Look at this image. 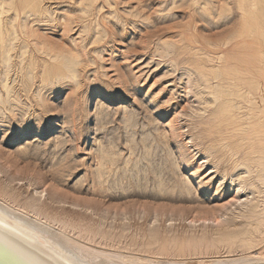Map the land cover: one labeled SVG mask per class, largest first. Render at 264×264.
Returning a JSON list of instances; mask_svg holds the SVG:
<instances>
[{
    "label": "rangeland",
    "instance_id": "1",
    "mask_svg": "<svg viewBox=\"0 0 264 264\" xmlns=\"http://www.w3.org/2000/svg\"><path fill=\"white\" fill-rule=\"evenodd\" d=\"M263 95L264 0H0V201L108 264H264Z\"/></svg>",
    "mask_w": 264,
    "mask_h": 264
},
{
    "label": "water",
    "instance_id": "2",
    "mask_svg": "<svg viewBox=\"0 0 264 264\" xmlns=\"http://www.w3.org/2000/svg\"><path fill=\"white\" fill-rule=\"evenodd\" d=\"M0 264H79L0 211Z\"/></svg>",
    "mask_w": 264,
    "mask_h": 264
},
{
    "label": "bare ground",
    "instance_id": "3",
    "mask_svg": "<svg viewBox=\"0 0 264 264\" xmlns=\"http://www.w3.org/2000/svg\"><path fill=\"white\" fill-rule=\"evenodd\" d=\"M0 211L17 221L19 224H21L22 226H24L25 228H27L28 230H30L31 232H33L34 234H36L37 236H39L40 238H42L43 240H45L46 242H48L49 244H51L59 251H61L62 253H64L79 264H108L104 260L96 261L93 258L84 256L80 251L75 248V246L65 242L60 238L54 237L49 231L50 227L43 225L41 222L35 219H31L30 217H27L26 215L18 211L12 210L2 201H0Z\"/></svg>",
    "mask_w": 264,
    "mask_h": 264
}]
</instances>
